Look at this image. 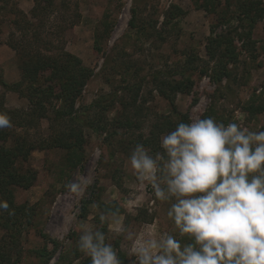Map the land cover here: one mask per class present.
<instances>
[{"label": "rangeland", "instance_id": "1", "mask_svg": "<svg viewBox=\"0 0 264 264\" xmlns=\"http://www.w3.org/2000/svg\"><path fill=\"white\" fill-rule=\"evenodd\" d=\"M35 1L40 9L33 18ZM242 1L252 0H0V48L7 50L0 57L10 52L0 61V75L33 100L30 104L0 87V110L12 123L0 129V136L6 133V147L15 138L32 146L14 166L35 176L30 186L13 187L15 203L27 205L31 214L29 227L18 235L17 264H53L63 250L77 246L82 226L103 231L126 264L134 259L128 232L144 239L168 232L182 245L191 242L167 215L174 200H158L151 184L138 179L129 156L139 135L146 137L164 118L170 128L154 141L155 149L147 146L153 153L161 151V135L194 118L264 129V21L249 29L251 22L238 10ZM14 20L39 24V40L28 45L30 50L51 56L66 50L91 69L90 76L72 86L67 97L47 81L48 67L34 82L19 47L10 46L20 44L23 34ZM212 37L220 38L223 55L208 57L205 45ZM215 64L217 81L208 71ZM167 80L179 86L173 93L175 109L156 89V81ZM101 96L107 107H92L90 114L105 129L81 128V145L54 143L61 136L73 139L54 108L70 103L80 108ZM82 179L88 186L73 191L71 185ZM10 233L0 228V239ZM70 264H91V258L81 252Z\"/></svg>", "mask_w": 264, "mask_h": 264}, {"label": "clouds", "instance_id": "2", "mask_svg": "<svg viewBox=\"0 0 264 264\" xmlns=\"http://www.w3.org/2000/svg\"><path fill=\"white\" fill-rule=\"evenodd\" d=\"M11 127L0 112V129ZM159 147L153 153L137 143L130 166L158 200H174L167 215L191 242L182 245L168 232L147 239L128 232L131 264H264V130L194 118L161 135ZM88 183L82 179L71 188ZM4 211L12 214L0 199ZM77 246L91 264H122L103 231L82 226Z\"/></svg>", "mask_w": 264, "mask_h": 264}, {"label": "trees", "instance_id": "3", "mask_svg": "<svg viewBox=\"0 0 264 264\" xmlns=\"http://www.w3.org/2000/svg\"><path fill=\"white\" fill-rule=\"evenodd\" d=\"M204 1V3L207 2V0ZM39 9L40 4L38 1H35V4L32 7V11L30 13L33 18L36 17V12ZM238 10L241 14L242 19L246 18L251 22L249 29L253 27V22L257 21L258 19H263L264 21V6L261 0L239 2ZM29 21L30 20H27L26 23H23L19 20H14V26L16 30L19 33L21 32L23 34L20 39V44L12 43L10 44V46L16 50L17 46L19 47L18 53H20L23 58L25 71L30 74L34 82H37L41 68L46 69V67H48L50 69V74L49 76H47V81L60 86L61 91L66 93L67 95L65 96L67 97L68 95H70L69 93L74 90L71 87H78L79 84H82L87 79V77L90 76L92 71L90 68L83 64L82 60L79 57L66 50L60 51L56 56L42 54L39 51L33 52L32 50H30V44L39 40L40 30L38 29V23L33 24ZM29 31H32V35L30 37L26 36ZM22 42H26L27 44L24 45L22 44ZM26 46H28L29 49L24 48ZM205 48L208 57L211 58L223 55L226 51L225 48L223 49L222 47L220 38L217 37L210 38L206 43ZM208 71L209 76L213 80L217 81L219 79L217 74V65L213 66L212 68H208ZM156 83L157 91L164 95L169 100L171 107L175 109L176 106L173 100V93L176 89L179 88V86L169 80L164 82L156 81ZM0 87L8 92H16L20 96L26 97L29 103L33 104L31 96L25 95L22 90L6 83L1 75ZM103 98L104 97L101 96L92 101L89 105H85L80 108H75L72 103H70L66 107L54 108V116L58 119L64 118L66 120V132L70 131L69 136L73 138L71 140H68V138L64 139V136H61L60 140H57L54 143L66 146L73 144L81 145V128L87 127L92 129L93 131L105 129V126L103 127L99 122H97V119L95 117L92 118L90 114V109H92V107L94 109L97 106H103L104 108L107 107V105L104 104L105 101L103 100ZM36 102L38 104L42 103L41 100ZM262 107L263 106L261 105L257 109L260 110L262 109ZM0 112H3V110L1 109ZM39 114L45 115V112L39 111ZM129 120L130 119H127L126 121ZM76 127H79V130H76ZM167 128H170V120H167L165 118L159 120L158 122H155L151 125L146 137L142 138V135H139L137 141L138 143H142L145 146L152 144L150 148L153 150L155 149L153 146L154 141H156L160 133H162V131ZM110 133L115 134L117 133V130H113ZM6 138V133H2L0 136V199L6 200L8 202L9 211H11L12 214L9 215L8 211L0 212V228L12 231V233L14 232L15 235L10 233V238L6 239L5 237L3 239H0V264H17L19 258V250H16V248L19 247L18 235L24 232L29 227L31 223V214L28 212L30 211V208L27 205L15 203L13 198V187H28L32 184L35 176L31 172L29 173V171L25 173L19 172L14 166L16 158L19 156H26L31 149L30 147L32 146H28L23 139L20 140L19 138H15L13 140L12 147H6ZM12 249H15L14 251H17L15 255L18 256L14 260L12 259ZM42 251H45V249ZM80 255L81 251L77 246L70 247L66 250H63L53 264H70L75 258L80 257ZM120 259L122 261V264H126L125 256L120 254ZM85 261L90 262V260L88 259H86Z\"/></svg>", "mask_w": 264, "mask_h": 264}, {"label": "crops", "instance_id": "4", "mask_svg": "<svg viewBox=\"0 0 264 264\" xmlns=\"http://www.w3.org/2000/svg\"><path fill=\"white\" fill-rule=\"evenodd\" d=\"M2 53L7 54V50H5L4 46H2V47L0 48V55H1ZM9 53H10V52H8V55H6L3 59H6L7 57H10V54H9ZM2 57H3V56H2ZM2 57H0V61H3Z\"/></svg>", "mask_w": 264, "mask_h": 264}]
</instances>
